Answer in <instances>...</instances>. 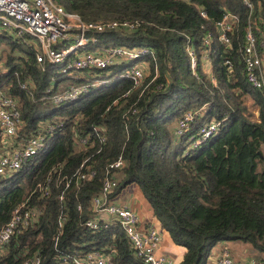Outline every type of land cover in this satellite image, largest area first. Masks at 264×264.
I'll return each instance as SVG.
<instances>
[{
    "label": "trees",
    "instance_id": "obj_1",
    "mask_svg": "<svg viewBox=\"0 0 264 264\" xmlns=\"http://www.w3.org/2000/svg\"><path fill=\"white\" fill-rule=\"evenodd\" d=\"M249 1L250 17L242 0H56L84 22H139L131 34L101 35L93 49L138 46L156 56L140 88L132 90L131 82L119 78L124 68L115 67L101 87L60 107L45 94L51 82L80 81L58 74V66H40L24 44L0 34V92L19 103V138L44 121L64 123L21 170L0 178V228L24 202L42 210L36 224L10 240L0 264H24L36 255L43 264H63V255L91 251L110 254L113 264H143L117 223L96 231L85 226L93 218L91 198L101 191L106 168L119 155L125 166L109 199L137 184L162 229L185 249L179 264H208L222 242L248 245L253 258L264 262V96L246 82L241 62L249 21L264 39V0ZM224 11L239 16L229 49L217 41L214 26ZM208 32L214 35L211 48L203 45ZM187 38L197 54L196 76L185 52ZM2 47L8 52L2 53ZM206 51L209 74L202 62ZM226 59L234 65L232 72L224 66ZM247 98L257 108V120L247 109ZM200 110L189 133L175 136L177 120ZM212 120L221 123L216 135L185 154L189 138ZM95 127L102 130L96 133ZM75 136L88 138L87 147L80 148ZM86 160L96 172L94 179H73L66 186ZM47 180L48 195L42 196L37 186ZM61 216L65 221L59 232Z\"/></svg>",
    "mask_w": 264,
    "mask_h": 264
},
{
    "label": "built area",
    "instance_id": "obj_2",
    "mask_svg": "<svg viewBox=\"0 0 264 264\" xmlns=\"http://www.w3.org/2000/svg\"><path fill=\"white\" fill-rule=\"evenodd\" d=\"M242 1L249 9L250 17L253 5L249 0ZM200 15L206 18L204 12L200 11ZM238 23L239 16L229 11H224L221 18L214 23L217 41L225 48H230L231 37ZM139 26L137 21L84 22L77 14L68 13L56 0H0V34L7 37L10 43L24 44L40 66L45 62L58 66L60 67L58 74L80 81L72 82L62 89L60 83L51 82L45 94L50 103L56 107L78 102L88 96L112 77L111 69L115 67L124 68L119 78L131 82L132 90L140 88L150 76L149 63L156 61L153 50L138 46L93 49L100 43L101 35L123 32L131 34L136 32ZM258 32L249 21L245 29L241 62L246 82L264 96V39L261 34H257ZM213 38V33L208 32L203 38V45L211 48ZM185 52L190 60L192 74L196 76L197 54L188 38ZM202 62L204 71L211 73L210 68L207 67L210 64L209 51L203 54ZM224 66L229 72L233 71L234 65L229 59L224 61ZM155 77L156 74L150 82L155 80ZM210 79L216 85L211 74ZM27 85L26 82L21 88L24 90ZM135 112L136 110H132V114ZM201 115V110L185 112L173 126L175 136L182 137L188 134L194 119ZM21 124L18 101L0 92V178L21 170L32 157L44 149L47 140L64 125L57 120L44 121L39 123L38 129L31 135L21 139L18 136ZM220 124L212 120L202 126L189 138L185 154L208 142L219 131ZM98 130L102 129L94 128V132L98 133ZM75 138L80 148L87 147L88 138L77 136ZM97 138L100 143L105 142L104 136L100 135ZM86 162L87 160L67 180L66 186L73 179L77 183L94 179L96 172ZM124 166V159L119 155L106 168L101 191L90 201L93 218L88 219L85 226L96 231L100 226L107 227L117 223L125 234L133 254L143 264H168V260L157 255L161 242L160 232L154 227L142 228L137 213L123 205L112 204L109 199V195L114 193L122 178L119 172ZM48 185L49 180L45 185L37 186L42 196L48 195ZM41 215L42 210L37 205L29 206L24 202L16 206L9 220L0 228V255L14 236L36 224ZM106 216L110 218V222L104 219ZM64 221L63 216L58 220L59 232ZM57 253L61 254L60 251ZM61 260L63 264H113L111 255L101 251L83 252L73 256L63 255ZM24 264H43V262L40 256L36 255ZM208 264L236 263L229 251L223 249L218 256H211ZM246 264H264V262L252 258Z\"/></svg>",
    "mask_w": 264,
    "mask_h": 264
},
{
    "label": "crops",
    "instance_id": "obj_3",
    "mask_svg": "<svg viewBox=\"0 0 264 264\" xmlns=\"http://www.w3.org/2000/svg\"><path fill=\"white\" fill-rule=\"evenodd\" d=\"M207 67L210 68L209 66ZM207 74H209V72H207ZM130 185H128L130 187L126 186L125 189L113 197L111 199V203L115 205H123L137 213L140 216L142 228H156L161 234V242L157 250V255L168 260V264H179L183 260L185 249L176 246L168 232L162 229L160 222L154 216L150 205L144 198L138 185L135 183ZM133 186L135 187L132 188ZM104 219L110 222V218L108 216ZM222 250L216 251L213 256H218ZM231 252L232 258L236 264H246L253 258L252 250L246 249L242 245H234Z\"/></svg>",
    "mask_w": 264,
    "mask_h": 264
},
{
    "label": "rangeland",
    "instance_id": "obj_4",
    "mask_svg": "<svg viewBox=\"0 0 264 264\" xmlns=\"http://www.w3.org/2000/svg\"><path fill=\"white\" fill-rule=\"evenodd\" d=\"M8 48L7 47H2L1 48V52L4 53V52H8ZM72 83L71 81L69 80H65V81H62L60 83V89H62L63 87L67 86L68 84ZM245 104L247 106V109L248 111H250L251 114H253V120H257V117H258V112H257V108H255V106H253V103H252V100L247 98L246 101H245ZM48 122V121H47ZM132 186V185H130ZM128 186V187H130ZM127 187V188H128ZM135 186H133L132 188H134ZM126 188V189H127ZM125 189V188H124ZM234 245H242L243 247H245L246 249H250L249 246L247 245H244V244H238V243H234V242H222V243H219L212 251V256L213 254L216 252V251H219V250H222V249H227L229 251V253L231 254V250L233 248ZM232 256V255H231ZM234 260V259H233Z\"/></svg>",
    "mask_w": 264,
    "mask_h": 264
}]
</instances>
